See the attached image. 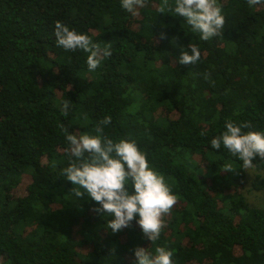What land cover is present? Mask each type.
Listing matches in <instances>:
<instances>
[{"label": "trees", "instance_id": "16d2710c", "mask_svg": "<svg viewBox=\"0 0 264 264\" xmlns=\"http://www.w3.org/2000/svg\"><path fill=\"white\" fill-rule=\"evenodd\" d=\"M161 3L133 16L121 0H0V264H133L149 246L174 250V264H264V208L225 191L245 169L211 146L227 120L264 132V4L219 0L223 36L203 41ZM56 21L110 43L112 55L90 72L89 53L56 45ZM193 42L201 61L180 64ZM108 116L105 135L135 140L177 196L155 244L135 221L111 232L61 176L70 158L58 125L95 134ZM253 165L261 190L264 160Z\"/></svg>", "mask_w": 264, "mask_h": 264}, {"label": "clouds", "instance_id": "9594fccd", "mask_svg": "<svg viewBox=\"0 0 264 264\" xmlns=\"http://www.w3.org/2000/svg\"><path fill=\"white\" fill-rule=\"evenodd\" d=\"M147 0H121V7L133 16L145 7ZM250 6L264 4V0H248ZM174 12L185 18L193 33H199L200 40L208 41L223 36L226 17L219 0H162L160 13ZM56 45L66 51L82 50L87 56L88 70L94 71L102 61L112 55L111 44L94 43L92 38L61 21L55 23ZM175 43V38L173 39ZM188 50L181 46L179 63L197 64L202 59L201 49L191 43ZM206 78L208 74H205ZM64 116L69 114V101L61 108ZM111 116L99 121L95 134L76 135L69 132L63 123L58 127L64 133L68 145L70 162L63 168L61 176L75 187L71 195L86 197L99 206L94 210L105 218L107 229L116 233L130 227L135 221L146 239L155 244L166 226L165 217L177 202V196L166 182L165 176L153 167L147 153L139 148L135 140L114 141L104 133V126L111 123ZM226 130L211 140V146L219 150L221 145L232 156L242 161L246 170L253 167V161L264 160V132L244 131L251 128V122L236 123L227 120ZM205 135V132H201ZM225 170H231L227 168ZM111 218V219H109ZM174 250L156 246L154 252L148 248L134 250L133 264H174Z\"/></svg>", "mask_w": 264, "mask_h": 264}, {"label": "rangeland", "instance_id": "374dc122", "mask_svg": "<svg viewBox=\"0 0 264 264\" xmlns=\"http://www.w3.org/2000/svg\"><path fill=\"white\" fill-rule=\"evenodd\" d=\"M135 19L137 20V18ZM198 160L201 161V159L199 158ZM257 173H259V171H257L253 167L246 169L244 183L241 184V186L239 187L227 186L225 187V191L227 193L232 191H237L243 195V197L249 203V205L253 207L264 208V188L261 190H255L252 189L251 187V184L255 180ZM25 183L26 180H24L22 184H19V186L13 191V194L15 196H19L25 193Z\"/></svg>", "mask_w": 264, "mask_h": 264}]
</instances>
